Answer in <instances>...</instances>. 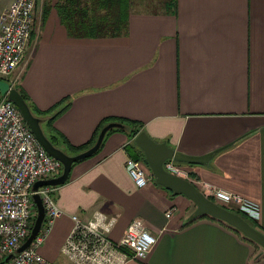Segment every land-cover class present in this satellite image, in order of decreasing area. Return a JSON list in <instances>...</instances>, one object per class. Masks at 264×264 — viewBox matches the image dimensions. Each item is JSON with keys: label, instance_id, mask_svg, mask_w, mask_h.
<instances>
[{"label": "crops", "instance_id": "crops-1", "mask_svg": "<svg viewBox=\"0 0 264 264\" xmlns=\"http://www.w3.org/2000/svg\"><path fill=\"white\" fill-rule=\"evenodd\" d=\"M151 1L138 0L134 11L131 0L127 31L99 38L71 37L55 8L42 21L41 2L17 70L23 90L41 110L68 98L55 126L74 145L87 144L104 119L118 118L184 154L214 153L207 163H177L208 196L223 189L259 206L264 230V0L143 6ZM106 135L53 187L64 213L39 248L44 257L74 264L62 252L72 215L87 220L101 211L117 218L115 241L135 218L157 237L144 259L127 264H264L259 244L209 215L192 218L195 202L157 183L151 170L137 187L125 163L144 160L143 151L128 146V131Z\"/></svg>", "mask_w": 264, "mask_h": 264}, {"label": "built area", "instance_id": "built-area-1", "mask_svg": "<svg viewBox=\"0 0 264 264\" xmlns=\"http://www.w3.org/2000/svg\"><path fill=\"white\" fill-rule=\"evenodd\" d=\"M38 0H11L0 13V78H7L21 66L32 37ZM125 168L139 188L148 183V172L141 160L130 157ZM165 168L187 177V172L174 160ZM62 162L50 155L26 123L18 106L0 92V261L5 264H58L44 257L40 246L49 235L55 220L64 211L52 195L53 186L40 187L46 217L40 233L32 244L17 252L31 232L35 214L34 184L61 174ZM218 203L225 204L258 219L260 208L239 195L223 189L209 193ZM172 211L167 212L170 217ZM74 227L67 237L63 254L74 264H127L144 259L157 242L142 218L131 221L124 236L115 241L110 234L117 218L97 211L85 220L72 215Z\"/></svg>", "mask_w": 264, "mask_h": 264}, {"label": "water", "instance_id": "water-1", "mask_svg": "<svg viewBox=\"0 0 264 264\" xmlns=\"http://www.w3.org/2000/svg\"><path fill=\"white\" fill-rule=\"evenodd\" d=\"M4 94H8V99L13 101L18 106L26 123L29 125L32 132L45 147L47 152L60 160L63 165V169L60 175L49 179L39 180L33 186V190L35 192L33 194V202L37 207V216L34 225L31 228L29 236L17 250V252H22L32 244L36 236L40 233L45 221L46 209L42 197L38 193L39 188L43 186H59L67 182L73 164L77 161L90 157L95 152H97L103 142L106 133L110 129L115 127H123L124 125L119 122H111L105 125L102 128L96 143L92 147L78 154L70 155L63 149L57 147L54 142L48 137L43 128V122L45 119L35 115L27 100L16 87L10 86ZM133 141L134 144L143 151L144 160L153 173V176L157 183L164 185L165 187L173 190L176 193H183L195 202L197 208L192 218H196L202 215H209L211 217L219 219L236 228L244 236L252 239L264 249V232L262 230L253 226L240 213L230 210L217 201L211 199L189 178L177 175L165 168V163L171 159H174L176 162L200 164L207 163L214 153L211 152L203 156L187 155L180 151H176L166 142L156 141L145 131H141L140 133H138L134 137ZM12 257L13 254L8 255L4 260L0 261V264H5V262L10 260Z\"/></svg>", "mask_w": 264, "mask_h": 264}, {"label": "trees", "instance_id": "trees-1", "mask_svg": "<svg viewBox=\"0 0 264 264\" xmlns=\"http://www.w3.org/2000/svg\"><path fill=\"white\" fill-rule=\"evenodd\" d=\"M130 7H131V0H43L41 17H42V21H44L46 17L49 15L50 11L53 8H55L61 22L66 27L68 34L71 37H75V38H99L105 36H118L125 33L129 27ZM18 90L22 93L24 98L29 103L32 111L34 112L29 101V96L26 94V92H24V90L22 89H18ZM67 100L68 98L67 99L65 98L56 105H54L53 107L46 110H41L38 107H36L37 113L35 112L34 113L35 115L41 118L43 117L45 119L44 120L45 124H43V128L45 133L48 135V137L54 142V144L57 147L63 149L66 153L70 155L78 154L92 147L95 144L96 139L102 128L109 122H114V121L121 122L125 124V127L112 128L107 132V135L115 131H128L131 137H135L138 133L143 131L141 130V125L136 121L129 119L107 118L101 121L93 137L87 144L74 145L55 126V122L57 118L62 114V112H64L69 107V103L68 105H66V107H64V109H60L56 111V108ZM128 146L134 147L136 145L134 143H131ZM135 158L141 160L138 157ZM190 174L192 177H194V174L193 175L192 173ZM194 183L197 187L200 188V186L196 182ZM53 187L56 188L58 186H53ZM209 197L215 200L214 197L212 196ZM220 204L229 208L230 210L240 213L253 226L262 230L256 219L244 214L239 210L231 208L225 204L222 203ZM34 210H35V214L32 218L31 228L34 225L37 216L36 206L34 207ZM202 216H206V215H202ZM199 217H196L194 219H197ZM225 224L235 229L237 232L241 233L239 230L232 227L231 225L227 223ZM262 231L264 232V230ZM244 237L256 243L252 239L246 236Z\"/></svg>", "mask_w": 264, "mask_h": 264}, {"label": "rangeland", "instance_id": "rangeland-1", "mask_svg": "<svg viewBox=\"0 0 264 264\" xmlns=\"http://www.w3.org/2000/svg\"><path fill=\"white\" fill-rule=\"evenodd\" d=\"M151 1V0H150ZM7 2H8V0H0V13L2 12V10H4L6 7V5H7ZM43 3V0H38V3H37V14H39L40 15V13H41V10H40V3ZM152 3H153V5H151L150 3H147V4H143V6L145 7V8H148V7H151V8H155V5H154V2H155V0H152L151 1ZM133 7H134V11H136V10H139V5H138V0H135V2H134V4H133ZM39 8V9H38ZM19 69V68H18ZM17 69V70H18ZM16 70V71H17ZM10 86H13V87H16V88H18V89H22L23 90V87H22V85H21V77H20V73H19V71H17V72H15V73H13L12 75H10L9 77H7V78H0V92L1 93H6V90L10 87ZM29 101H30V104H31V106H32V108H33V110H34V112L35 113H37V110H36V105H35V103L30 99V97H29ZM61 106V105H60ZM60 106H58L57 108H56V111L57 110H60ZM141 165H142V167L146 170V171H148V170H150L149 169V167H148V165H146V163L144 162V160H143V158H142V160H141Z\"/></svg>", "mask_w": 264, "mask_h": 264}]
</instances>
